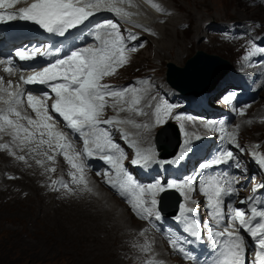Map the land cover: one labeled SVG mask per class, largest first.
<instances>
[{
	"label": "bare ground",
	"instance_id": "obj_1",
	"mask_svg": "<svg viewBox=\"0 0 264 264\" xmlns=\"http://www.w3.org/2000/svg\"><path fill=\"white\" fill-rule=\"evenodd\" d=\"M146 1L151 6H153L154 4H158L160 6V2L158 0ZM168 6L170 10L173 11V18L176 15V11L170 5ZM140 12L145 22H154V18L144 16V12ZM197 12L200 16H198V18L196 19V23L194 24V26H192V29H194L195 31V37H200L202 35V32H204L205 30L203 29L202 24L206 25V21L208 22L209 20H206L204 23H202V20L204 19L202 15L204 13H207V11L201 10ZM160 20L163 21V24H166L169 21L165 20L164 17H162ZM211 23L209 22L206 25V28L209 29ZM116 24L119 25V28L123 27L122 23L116 22ZM157 24L159 23L156 22L154 24L156 37L153 38L152 36H147L146 47H143L142 49L140 47L137 52L140 53L141 51L146 49L152 40V43H159L165 41V38L169 39L172 36L171 34L163 32L164 25ZM183 25H186V30L190 29L191 27V25L189 27L188 24ZM242 26V22H238L237 28L239 31H237L234 39L239 41L237 45L246 46V49L241 51V57H248L244 55L251 52V59L246 65H243L242 67H239L237 69L232 68V70L228 74L232 78V81L229 82L230 88L228 89L230 90L227 94H229L232 91L233 87L238 84L237 78L244 79L248 75H250V68L248 67V65L251 61L255 63L254 69L259 76L262 77V70L264 71V54L260 56L257 52H254L250 49V47L254 43H259L258 41L261 36L252 34L248 39H245L240 33L245 31V29L241 28ZM110 31L112 30L97 29V32L100 33H108ZM178 31L179 30H176V34ZM104 37L107 38V34H105ZM195 37H193V39ZM205 39L206 42L214 40L209 39L208 37ZM124 40L128 42H134L138 40V37L136 39H130L129 36L125 34ZM131 45L134 47L136 46V44L134 43H131ZM160 45L161 43H159L157 46ZM172 45H174L173 51H175L172 56L180 59L179 63L177 62L178 64L184 65L187 60L186 58L189 57L188 55L184 56V54H189V51H187L185 48V44L180 40L178 44L174 43ZM202 46L197 45L196 48L201 49ZM177 49L179 51H177ZM236 49H238V47H236ZM159 59L160 58H158L157 56L155 57V61H159ZM144 76L145 78H149L147 82L152 84L155 89L150 90L149 87H144L142 88V90L135 89L139 85V80L135 78H127L123 83H120V88L129 89V91L125 93L122 99L110 97V100L107 101V106L103 110V115L100 119L109 120V116L114 113L117 105H119V109L117 110V115L119 116V118H116L111 124L100 123L97 126L101 133L103 131H107L109 133V138L111 139V141L114 144L118 145L119 149L121 150L124 158L120 160V164L123 167L124 173H126L127 175L129 174L133 180L138 181H142L145 179L151 181L154 179V177H160V175L158 176L157 173L162 170V162L158 163L157 165L152 163L151 161H148L146 165L143 162L139 165L132 163L133 160L138 158V152L144 156H148V154H152L155 152L154 137L156 135L155 132L157 129H155V127L161 124H158L156 122L157 120L150 121L147 125H149L151 122L153 123V125L145 134L146 143H141L139 136L144 128V125L137 123L134 126L133 122L136 120L135 112H140L142 118L141 123H143V121L146 122L148 118L157 117L154 113L156 112L158 104L164 106V117L171 116L173 107H178L180 103L184 105L183 109L179 111V117L184 120L186 126V143L182 144V147H180L179 149L178 160L174 161V164H172L170 161H166L164 165L170 166L172 169L167 174L168 179H170L172 174L176 172L180 173L181 177L186 174H189L190 176L189 178L184 180L182 179L181 181L170 179L171 182L175 181L176 183L180 184V182L184 183L185 181H189L191 178L197 180L199 177H201L202 173L200 170H197L196 165V159L200 157L204 156L203 160L207 162L218 157L222 152L228 150L233 151V153L236 152V145L233 142L232 137H235V141L237 139L240 140L242 133H240L239 130L244 129L243 127L247 124V121L254 114L255 102L243 104L244 102L249 100V98L240 97L235 103L231 105V108H229V110H226V112L221 111L220 113H214L212 111L201 109L198 106V104H201L203 100H207L208 102L215 100L213 99L214 97L211 96L214 91L210 94V96H182L181 98H184V100L180 101L179 103L172 100L173 90L163 87L161 83L163 78L161 76L159 78H154L159 76L158 74H156V72H149L147 74H144ZM219 79L216 78L215 80ZM258 83L261 84V82ZM258 83L256 84L251 98H256V93L259 88ZM132 89H135V91H132ZM225 89H223V93L228 90ZM223 93H221V95ZM224 96L226 95H223V97L221 98H224ZM135 100H139V103H134ZM111 105H115V108H112ZM166 105L171 106V109L167 114L165 113ZM121 108L125 110L121 111ZM234 119L237 120L235 123L233 122ZM115 121H124V125L128 128V131L123 132L120 130V128L114 126V124L116 123ZM167 126L168 125H166L165 128ZM252 128L253 127H251V129ZM84 132L88 133L89 129L86 128ZM212 133H215L218 137V144L203 139L204 137L209 138ZM7 134H11V132L0 131V145L7 144L8 146V149L6 147H0V158H2L4 155H10V157H12L10 163L6 165L0 164V203L3 202V197L8 198L9 200H16V195H25L26 199L19 198L20 201L18 203L6 204L5 207H8L12 212H10L11 216H7L4 218V220L0 221V233L5 231H16V229H14L13 227L17 222L22 221L23 218L28 221V218L23 216V209L29 206V203H31L32 201L47 202L49 199L52 202H57L61 198H63L64 195L62 205H71L73 207H76V209L85 210L83 216L84 220H80L78 222L79 226L81 225L82 227H77V229L74 228L75 230L71 228L70 230H74L77 233L70 232L68 234L70 230L65 233L68 230L67 223L62 222V224L57 227L58 229H60V234L49 233L47 231V223L44 221L45 219H43L40 224V212L42 211L40 209L38 211L39 222L36 224V226H32L31 224H29L26 227V234H29V239L31 241H43V239L52 241L51 248L54 250V252L59 253L58 258H60L62 254L65 258L72 260V264H122L120 260V257L122 256H120L119 254L122 250L125 251V255L124 252H121L122 255L125 256L124 259L127 258V260H130L128 264H150V262L151 264H173V245L172 243H170V233L166 231V225H163V222L173 228L174 234H181V231L173 224L172 218H166L160 215V218L157 219L155 214H153L152 216H147L146 218H142L141 215H138L137 211H135L132 205L129 203V197L127 195H120V189L118 187L114 188L112 186V184L118 185L122 181V179L124 178L123 173L118 175V170L116 171V174L112 172L111 176H113L115 181H111L112 183H109L108 181L110 177H106L103 172H93V170L97 169L101 165L91 163V156L87 155L85 152H83V155L81 157L74 158V162L83 166V172L81 173L77 168L72 167V164H70L68 160L64 158L61 152H58L57 150L55 151L54 149L50 148L35 147L31 145L33 141L28 143H21V141L18 139L14 140L12 134L11 136H6ZM183 138L184 136L182 137V141ZM88 139L90 141V144L95 145L91 142V136H88ZM69 142L72 143V146L66 148L67 151L69 150L71 154H74L75 152H81V149L76 150L73 148L74 141L70 140ZM62 143H64V141ZM134 147H136V149H134ZM107 148L108 147L105 148L104 152H100L101 156L105 154L113 155V152L107 150ZM126 148H132L131 154L130 152L128 153L126 151ZM33 149H35V151H33ZM162 150L165 149L162 148ZM256 152H258V150H256ZM241 153L242 158L237 159L239 166H237L236 171L238 172V175L249 176L253 171L259 173V179L256 182L250 184L248 188L249 192L252 188L255 187L256 184L264 183V171L257 166L248 164L247 150L244 152H240V154ZM20 156H23L24 159H18V157ZM192 156H194V160H191L190 157ZM49 157H54V159H49ZM251 157L254 160L257 159L256 154H252ZM50 163L57 164L58 166L55 167L54 165L55 171L57 172V179H55L56 185L55 187L52 186V189H50L49 187H44V183L47 180L45 174L49 168ZM175 163L178 165V168L180 170L177 169ZM213 170L218 174V176L215 177V181L219 182L225 188H231L225 181L221 179L223 175L219 173L218 168L216 167ZM146 172H150V175L146 176ZM73 173H75L77 177L76 182H74L73 180ZM229 174L231 176H224V180H232L233 173L230 172ZM81 175H83L86 184L79 181L78 178ZM18 180L19 182L20 180L23 181L24 188H21L19 186L21 182L18 183ZM15 181L19 185L15 183ZM239 183L244 187L247 183V179L244 177L239 180ZM150 184L151 182H146L144 186L146 187ZM61 186H63L64 188L61 189ZM187 190L190 195L195 197L191 204L196 205L200 209L201 213L206 215L210 205V202L205 201L207 200L205 196L207 187H194L193 183L191 182V187H185L183 191L185 192ZM226 196H228V194ZM226 196L222 194L219 200L221 201ZM143 199L149 202L145 204L144 207H150L152 196L146 192L143 196ZM188 209H192V207H188ZM212 209L213 208L210 205L208 213L213 216ZM155 211H157V207ZM57 213L58 211H55V214ZM194 214L195 211L182 212L174 218H177L179 216V220H181V222L185 224L188 218L193 217ZM77 215L81 218L80 213H78ZM198 222L200 223L201 220ZM200 226L206 228V224L200 223ZM0 242H3L2 237L0 238Z\"/></svg>",
	"mask_w": 264,
	"mask_h": 264
},
{
	"label": "snow or ice",
	"instance_id": "obj_2",
	"mask_svg": "<svg viewBox=\"0 0 264 264\" xmlns=\"http://www.w3.org/2000/svg\"><path fill=\"white\" fill-rule=\"evenodd\" d=\"M19 0H7V7H14L15 3ZM6 0H0V8L5 7ZM158 10H163L158 4H154ZM100 8H107L110 11L115 12L117 15L130 17L132 14L126 12L124 9L116 7L115 0H33L28 6L19 9L18 13L7 14V19H21L33 21L41 28L47 30L49 33H59L63 35L68 29L74 28L79 24L84 23L89 17L95 14V10ZM5 15L0 13V20H4ZM97 29H111L112 31L107 33V38L97 34L96 39L100 41L99 47H87L79 50L72 51L66 58L57 60L54 64L49 65L42 71L35 72L27 78L21 76V82L24 84L41 83L48 84L49 81L61 80L60 83L51 85V91L55 93L54 103L51 105L55 113H58L63 120L67 123V127L72 129L81 135L91 136V142L95 144V149L99 152H104L105 148L118 149V145L114 144L109 138V133L103 131L102 133L97 128L100 123L111 124L114 120H101L103 110L107 106L108 97L122 99L129 89H121L120 91H113L109 85L101 83L105 76L114 75L119 67H122L128 62L126 52L136 51V48H127L124 37L119 34V25L112 21H106L103 24L97 25ZM130 39H136L134 34H130ZM29 54L24 51H17L16 55L21 59H32L35 52ZM251 55V52L249 53ZM0 63H3L0 61ZM5 71L10 74L13 72L11 67L5 68ZM2 78H0V84H2ZM19 88V85L16 86ZM7 94L6 98L0 96V101H3L7 105L6 109H0V131H6L11 129V134L14 140L19 139L21 143L31 142L33 137L40 138V144H47L49 148H53V139L56 140V147L65 149L71 147V143L68 141L65 133L60 131H52L55 128L53 117L48 113V106L45 103V99H51L48 93H44L41 97L34 96L32 93H24L23 90L12 91V84L9 81L7 88H0ZM135 91V89H132ZM26 95L27 104L36 113L38 119H33L30 116L22 114L17 106L24 102ZM134 103H139V100H135ZM171 109L170 105L165 106V113L167 114ZM125 109L121 108V111ZM161 107L156 109L157 123H162L160 118ZM15 116L17 119H12L11 116ZM177 119H180L177 117ZM20 120L27 122L21 124ZM116 123H124V121H115ZM130 122V121H129ZM34 128L35 131L30 130ZM89 129L88 133L84 132V129ZM21 132L25 133L21 136ZM45 135L50 137L49 140L43 139ZM235 143V137H232ZM63 140L64 143H59ZM89 139L84 140V152L91 156L93 154L92 149L89 148ZM0 147H8L7 145H0ZM239 147V145H237ZM35 151V149H33ZM47 154V153H45ZM80 153H76L78 157ZM255 155V154H254ZM65 159L72 164L73 168H77L81 173L83 172V166L74 162L73 157L68 156L64 151ZM137 159L133 160V164L146 165L151 159L149 156H144L137 153ZM101 159L105 160L108 164L112 165L118 170L119 174H124L122 181L112 186L120 189L119 194L122 196L130 193L131 199L129 203L133 209L137 211L138 215L142 218L152 216L155 214L156 218H160V213L155 211L158 201L155 199L156 195L165 191V186L161 185L159 181L156 183L145 186L136 184L132 177L124 173L123 167L120 164L121 157L114 155H102ZM18 159L23 160L24 157L20 156ZM54 159V157H49ZM234 154L232 151L222 152L218 157L214 158L210 164H201V168L210 167L211 165H218L228 160H233ZM259 164L264 165V155L259 156ZM39 162V161H38ZM239 166V165H237ZM55 171V169H51ZM73 180L76 182L77 177L75 173ZM79 181L84 182L83 175L79 178ZM112 183L111 180L108 181ZM53 183H56L55 181ZM66 186V185H65ZM191 187L190 181H185L182 184H178L175 181L169 183L167 188H176L184 195V188ZM211 189V193L208 194L211 207L214 209L213 215L220 214V196L224 193L235 194L231 188H225L219 182L213 181L207 185ZM149 193L152 196L150 201V207H144L149 203L143 199L145 193ZM253 198H249L251 200ZM245 203V201H242ZM182 212H194L195 209H188L184 205H181ZM233 220L231 225H228L224 230L212 235H218L220 237H226L227 241L225 247L227 249V255L225 258L218 262V264H244L243 255L246 251L244 245V237L240 234V229L246 230L250 233L251 237L256 241L261 250L257 254L255 264H264V222L257 221L253 224L248 219V214L240 208H232ZM146 214V216H145ZM252 217L264 218V211H256L252 209ZM177 220L180 219L178 216ZM238 223L239 228L236 227ZM199 225L196 221H192L187 225V231L191 235L199 237L200 233L197 231ZM173 247L177 246L175 240H171ZM180 251H184L180 248ZM151 264V262H150Z\"/></svg>",
	"mask_w": 264,
	"mask_h": 264
},
{
	"label": "rangeland",
	"instance_id": "obj_3",
	"mask_svg": "<svg viewBox=\"0 0 264 264\" xmlns=\"http://www.w3.org/2000/svg\"><path fill=\"white\" fill-rule=\"evenodd\" d=\"M165 1L168 5H170L171 7H173L175 9L176 15L173 18L171 17L166 24H157V25H164L163 32H165L167 34H171L172 36L170 35L171 37L169 39L165 38V41L159 42V43H161L162 46L161 45L157 46L159 43H157V42L152 43L153 42V40H152L151 41L152 44L150 43L148 45V47L146 49H144L143 51H141L140 53L137 52V50L140 47H141V49L143 47H146V38H145V40H142V39H139V37L137 36L138 37L137 41L130 42V44L131 43L136 44V46H135L136 51L134 52V55H133L134 57L132 59H128V62L125 65H123L122 67H119L118 70L116 71V73L111 76V78H110L111 83L109 84L110 89L114 88L116 91H120L121 90L120 83H123L127 78H132V79L135 78V79L139 80V85L135 89L142 90V88H144V87H149L150 90H154L155 87L152 84H150L149 82H147L149 80V78H147V77L145 78V76H144V74H147L149 72H156V74L159 75L157 77L153 76L154 78H159L161 76L163 78L161 83H162L163 87H165L164 81H167L166 80L167 64L168 63H174L175 65H177L179 67H183V66H185L188 59H190L192 56H194L197 51H204L207 54L219 56V57L227 60L231 64L232 68L237 67V66L242 67L240 65L243 64V62H244L243 59L246 60V62L244 64V65H246L250 61L251 55L246 54L244 56H248V57H245L242 59L241 51H243V47L245 50L246 46L245 45H240V46L237 45L239 43V41H237L236 39L233 38L229 42V45L220 44L219 42L214 41L215 39L211 40L210 42H206L205 38L208 37L210 39V36L213 34L212 31L208 32V28H206V25L209 22L210 23L212 22L210 25L217 24L214 27V31L219 30L220 28H223V26H221L219 23H224V24L226 23L227 24L229 22H234V23H230V24L237 26L238 22H242L243 26L241 28L245 29V31L242 33L244 35V37L250 36L251 34L261 35V37L259 38V41H258L259 43H257V44L254 43L250 47V49L254 52H257L258 55H260V56H262V54H264V35H263L264 34V0H260L261 3L258 0H165ZM248 5H250V6H248ZM201 10L207 11V13H204L202 15L205 19V20L204 19L202 20V23H204L206 20H209V21L208 22L206 21V25L202 24L203 29H205L204 32H202V35H201L202 37L201 36L195 37V35H194L195 31H194V29H192V26H194V24L196 23L195 22L196 19L198 18V16H200L197 11H201ZM182 24H188L189 27H190V25H191V27H190V29L183 30L181 28ZM122 26H123V24H122ZM230 26H232V25H230ZM120 29L123 30V27L122 28L120 27ZM176 30H179L177 32V34H176ZM160 31H161V29H160ZM258 31H260V32H258ZM236 33H237V31H236ZM124 35H125V33L122 34L123 37H124ZM193 37H195V38L193 39ZM180 40L183 41V43L185 44L186 50L189 51V54H184V56H187V55L189 56L186 58L187 60H186L184 65L178 64L180 59L172 56V54H174V52H175V51H173L174 45H172V44H174V43L178 44V42ZM199 41H201V42H199ZM126 42H128V41H126ZM195 45L196 46L197 45H201V46L204 45V46H202L201 49H197ZM204 47H206V48L208 47V48L206 49ZM236 47H238V49H236ZM177 51H179V50L177 49ZM156 56L158 58H160L159 61L158 60L155 61ZM239 67H237V68H239ZM248 67L250 68V75H248L244 79H254V81H256V84L258 82H261V84L258 83L259 88H258V91L256 93V98H251L252 95L248 97L249 100H253V99L255 100L254 101L255 102V111H254V114L247 121V124L243 127L244 129L239 130V132L242 133V136H241L240 140L237 139L235 141L236 152L234 153V160H237L238 158H242V156H241L242 153L240 154V152H244L246 150H247V152L253 151V149L251 148V144L253 141L254 142L255 141H257V142L258 141H260V142L264 141V78H263L264 71L262 70V73H263L262 77L259 76L255 72V69H254L255 63L253 61H251L249 63ZM227 80H228V76L224 77V78H220V80H215L213 82L212 86L219 84V83L224 81V83L219 87V89H223L229 83ZM237 80H239V83L243 82V79H241V78H238ZM235 86H239V85L237 84ZM228 88H230V87H227L226 89H228ZM229 90L230 89L226 90L221 96H219V98H216L217 100L215 99V102H221V103H214V102L205 103V105H204L205 108L211 109V110H220V109L224 108L225 104H226L225 110H229V108H231V105L233 103H235L240 98V97H235V99L233 100V98L230 97V99L228 100L227 97L229 95H232V94L236 93V91H238V90H232L229 94H227ZM215 92H216V90L213 92V94L211 96H213V97L216 96ZM243 94H247V92L241 91L239 93V95H243ZM223 95H226V96H224V98H221V97H223ZM181 97L182 96H180V95L175 96V94H173L172 100L180 103V101L184 100V98H181ZM108 98H110V97H108ZM108 98H106L107 101H109ZM260 105H261V108L259 107ZM158 106L161 107L160 116L164 117L163 116L164 106H161V104H158ZM111 107L115 108V105H111ZM178 107H180V109L176 112V118L179 117V111L183 109L184 105L182 103H180ZM178 107H173L172 113ZM212 112L220 113L221 111H212ZM135 113H136V120L133 122V124H134V126L137 123L144 125V128L140 133L139 139H140L141 143H146L145 142V134L148 131V129H150L152 127L153 123L151 122L149 125H147V124L150 121L157 120V117L156 118H148L146 120V122L143 121V123H141L142 118H141L140 112L139 113L135 112ZM172 113H171V115H172ZM154 114L157 116L156 112ZM177 120L182 125L183 136H184L182 144H185L186 143L185 140L187 138L186 126H185L183 119L180 118ZM236 121H237L236 119L233 120L234 123ZM157 127L158 126H156L155 129ZM251 127H253V128L251 129ZM212 134H215V133H212ZM9 135L11 136V134H7L6 136H9ZM210 137L209 138L204 137L203 139L211 142ZM212 139H214V137H212ZM238 141H243V143L240 144L239 147H237ZM218 143H215V144H218ZM181 147H182V145H181ZM6 148L8 149V147H6ZM134 149H136V147H134ZM131 150H132V148H126V151L128 153L130 152V154H131ZM11 160H12V157H10V155L9 156L4 155L2 158H0V164L6 165V164L10 163ZM247 160H248V157H247ZM54 165H55V167L57 166V164H51L50 163L49 168L46 171L45 176L47 177V180L44 183V187H46V188L49 187L50 189H52V186L55 187V185H56V183H53V182L54 181L56 182L55 179H57V172L51 171V168L55 169ZM231 166L232 165H229V167H231ZM20 169H22V168H20ZM174 170H175V168H174ZM157 175L159 176V173H157ZM255 175H256V173H255ZM227 176H231V175L228 174ZM52 178H53V180H52ZM17 182L18 183L21 182L20 185ZM17 182L15 181V183H17L21 188H24L23 181L20 180V182H19V180H18ZM180 184H182V183L180 182ZM63 188L64 187L61 186V189H63ZM25 189H23V190H25ZM19 198L26 199L25 195H20V196L16 195V200L15 199L9 200L8 198L3 197V202L0 203V216H2V217H0V221L4 220V218L7 216H11L10 212H12V211L8 207H5L6 204L18 203L20 201ZM63 198H64V195H63ZM63 198H61L57 202H52L49 199L47 202L46 201H42V202L32 201L31 203H29L30 208H29V206H27L26 208L23 209V213H24L23 216L28 218V221L25 218H23L22 221L17 222L16 225L13 227L14 229H16V231H5V232H1L2 234L0 233V238L2 237V240H3V242H0V264H72L71 262H73V261L65 258L62 254H61L60 258H58L59 253L54 252V250L51 248V244H52L51 242L52 241H48V240H44V239H43V241H41V240L31 241L29 239V234H26L27 233L26 227L29 224H31L32 226H36V224L39 222L38 221V216H39L38 211L40 209L42 210L40 212V217H41L40 224H41L42 220L45 219L44 221L47 223V231L49 233L60 234V232H59L60 229H58L57 227L60 226L62 224V222L67 223V226H68V230L65 233H67L71 228L72 229H74V228L77 229V227L81 228L82 226L81 225L79 226L78 222L80 220H84L83 216H84L85 210L76 209V207H73L71 205H62V202L64 200ZM46 206H47V208H46ZM26 209H28V210H26ZM44 211H46V212H44ZM47 211H48V213H47ZM55 211H58V213L55 214ZM78 213L81 214V218L77 215ZM49 217H50V219H49ZM6 224H8V223H6ZM74 230H70L68 232V234L70 232L77 233ZM17 232H18V234H17ZM12 234H14V235H12ZM10 235H12V236H10ZM20 243H22V244H20ZM23 244H24V246H23ZM121 252L122 253L124 252V255H125V251L122 250L119 253L120 256H122V257H120L121 263L122 264L123 263L128 264L130 260H127V258L124 259L125 256H123Z\"/></svg>",
	"mask_w": 264,
	"mask_h": 264
},
{
	"label": "water",
	"instance_id": "obj_4",
	"mask_svg": "<svg viewBox=\"0 0 264 264\" xmlns=\"http://www.w3.org/2000/svg\"><path fill=\"white\" fill-rule=\"evenodd\" d=\"M230 69L231 64L227 60L216 55L207 54L204 51H197L183 67L168 63L166 78L167 82L181 94L199 96L209 93L213 88L214 80L226 75ZM166 131V135L170 136L173 148L176 150L179 146V135L176 129L168 126ZM171 155L172 152L167 149L162 152L164 158H169ZM162 198L161 209L163 212H166L164 205L167 199H170L176 206L179 203L178 198L172 194L165 193ZM171 215H175V213Z\"/></svg>",
	"mask_w": 264,
	"mask_h": 264
}]
</instances>
